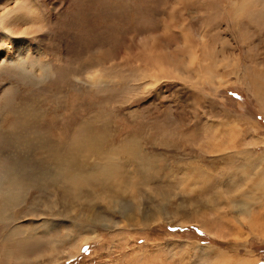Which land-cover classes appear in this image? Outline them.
Masks as SVG:
<instances>
[{"label":"rangeland","instance_id":"obj_1","mask_svg":"<svg viewBox=\"0 0 264 264\" xmlns=\"http://www.w3.org/2000/svg\"><path fill=\"white\" fill-rule=\"evenodd\" d=\"M0 18V264H264V0Z\"/></svg>","mask_w":264,"mask_h":264},{"label":"bare ground","instance_id":"obj_2","mask_svg":"<svg viewBox=\"0 0 264 264\" xmlns=\"http://www.w3.org/2000/svg\"><path fill=\"white\" fill-rule=\"evenodd\" d=\"M0 20H2V19L0 18ZM0 23H1V22H0ZM1 24H2V26H3V22H2ZM6 26H7V25H6ZM6 28H7V27H6ZM4 29H5V28H4ZM7 29H9V27H8ZM7 29H6V30H7ZM1 31H2V30H1ZM7 32H8V30H7ZM7 32L4 31V33L8 34ZM9 32H10V30H9ZM7 36H8V35H7ZM4 38H5V35H4L3 33L0 34V40H2V39H4ZM139 155H140V154H139ZM150 158H151V157H150ZM73 161H74V160H73ZM68 163H69V164H66V166H67V165L72 166V165H70V164H72L71 161H68ZM108 167H109V166H108ZM67 168H68V167H66V169H67ZM69 168H70V167H69ZM107 169H108V168H106V169L104 170V172H103V174H104L105 176L108 175V170H107ZM67 170H68V169H67ZM70 170H71V169H70ZM99 170H101V169H99ZM68 171H69V170H68ZM101 171H102V170H101ZM69 172H70V171H69ZM72 173H73V172H72ZM97 174H98V173H97ZM97 174H96V175H97ZM99 174H100V173H99ZM88 175H90V174H88ZM88 175H87V176H88ZM101 175H102V174H101ZM72 177H74V176H71V178H72ZM102 177H103V176H102ZM68 178H70V173H69ZM105 179H106V177H105ZM70 181L72 182V180H70ZM8 192H9L8 190L4 192V189H3V192L0 193V195H7ZM3 197H4V196H3Z\"/></svg>","mask_w":264,"mask_h":264}]
</instances>
